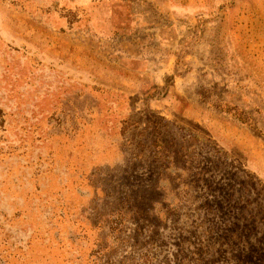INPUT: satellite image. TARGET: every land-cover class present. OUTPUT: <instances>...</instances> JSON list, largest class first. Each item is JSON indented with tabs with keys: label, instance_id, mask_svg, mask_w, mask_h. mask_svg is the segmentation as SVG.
I'll return each instance as SVG.
<instances>
[{
	"label": "rangeland",
	"instance_id": "1",
	"mask_svg": "<svg viewBox=\"0 0 264 264\" xmlns=\"http://www.w3.org/2000/svg\"><path fill=\"white\" fill-rule=\"evenodd\" d=\"M0 264H264V0H0Z\"/></svg>",
	"mask_w": 264,
	"mask_h": 264
}]
</instances>
